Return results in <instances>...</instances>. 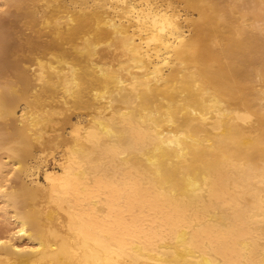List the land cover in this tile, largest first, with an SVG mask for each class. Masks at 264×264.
Listing matches in <instances>:
<instances>
[{"label": "bare ground", "instance_id": "1", "mask_svg": "<svg viewBox=\"0 0 264 264\" xmlns=\"http://www.w3.org/2000/svg\"><path fill=\"white\" fill-rule=\"evenodd\" d=\"M235 1L5 0L0 264H264V0Z\"/></svg>", "mask_w": 264, "mask_h": 264}, {"label": "rangeland", "instance_id": "2", "mask_svg": "<svg viewBox=\"0 0 264 264\" xmlns=\"http://www.w3.org/2000/svg\"><path fill=\"white\" fill-rule=\"evenodd\" d=\"M235 1V0H234ZM236 3H240L239 5H242V7L241 8H243V6H244V8L243 9H246V8H248L249 7V5L248 4H251V2L249 1V0H243V1H241V0H238V1H235ZM247 2V3H246ZM246 3V4H245ZM245 5H248V6H245ZM7 9H8V7H7V5L5 4V0H0V20H2V19H4L5 17H7V15H8V12H7ZM21 26L22 27H24L25 29H23V33H21V34H19L20 36H21V38H20V36H17V38L16 39H22V37H25L26 36V34H27V32H28V34H30L32 31L30 30V31H28L27 29H26V26H24V24H21ZM25 31V32H24ZM25 34V35H24ZM32 35L34 34L35 35V32L33 33H31ZM44 38H45V36H44ZM28 65H29V63H28ZM22 105V106H21ZM26 105V103H25V101L23 102V101H20V104H19V107H18V109L19 110H21V109H23L24 108V106ZM74 113L75 114H81L82 113V111L81 110H75L74 111ZM3 149V150H2ZM4 150H6L5 148H3V147H1L0 146V157H1V160L3 161V160H5V161H7L8 159H7V155H8V153H7V151H4ZM7 154V155H6ZM7 159V160H6ZM9 167H11V165H9ZM24 178L25 179H30V176L27 174V173H24ZM2 200H1V198H0V205L2 206V204L1 203H3V202H1ZM1 206H0V208H1ZM3 211V209L1 208V210H0V236H2V237H4L5 236V234H7V232H8V230H10V228H12L13 226H10V221L9 220H7V216L5 215V213H3L2 212ZM3 213V214H2ZM6 216V218L4 219L3 218V216ZM8 221V222H6V221ZM6 225H8L9 227H7ZM4 227L6 228V229H8L7 231H6V229H4ZM4 232H5V234H4Z\"/></svg>", "mask_w": 264, "mask_h": 264}]
</instances>
